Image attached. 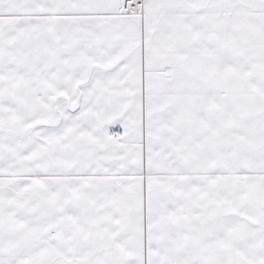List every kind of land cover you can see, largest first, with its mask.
Listing matches in <instances>:
<instances>
[{"label": "snow or ice", "instance_id": "6c2138e0", "mask_svg": "<svg viewBox=\"0 0 264 264\" xmlns=\"http://www.w3.org/2000/svg\"><path fill=\"white\" fill-rule=\"evenodd\" d=\"M0 264H264V0H0Z\"/></svg>", "mask_w": 264, "mask_h": 264}]
</instances>
